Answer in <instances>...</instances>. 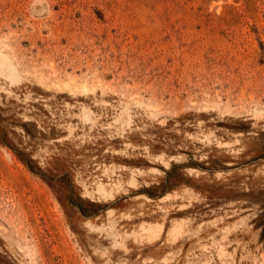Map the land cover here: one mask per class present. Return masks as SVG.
Returning <instances> with one entry per match:
<instances>
[{
  "label": "rangeland",
  "instance_id": "rangeland-1",
  "mask_svg": "<svg viewBox=\"0 0 264 264\" xmlns=\"http://www.w3.org/2000/svg\"><path fill=\"white\" fill-rule=\"evenodd\" d=\"M0 53V264H264V0H0Z\"/></svg>",
  "mask_w": 264,
  "mask_h": 264
},
{
  "label": "bare ground",
  "instance_id": "bare-ground-1",
  "mask_svg": "<svg viewBox=\"0 0 264 264\" xmlns=\"http://www.w3.org/2000/svg\"><path fill=\"white\" fill-rule=\"evenodd\" d=\"M0 71L4 75V77L8 79L11 83H14L15 81L18 80V74L15 68L10 64L8 58L1 53H0ZM158 158H160L161 160L160 159L158 160L155 159V160H157L165 168L169 166L168 160L162 159V156ZM152 169L155 171H159V169L156 167H152ZM141 171L142 170L139 168H130V176L126 180V184L128 187L133 188V189L138 188L137 176L142 173ZM107 184H109L110 187H106L104 183L98 182L96 185V188L93 191L85 189L83 196L97 197V199L103 200L105 202L113 201L115 199V193L119 192L123 188L122 181L120 179H117L116 181H112ZM124 192H127V191H124ZM112 211H113L112 209H108L107 214L110 215ZM162 226H163L162 223L159 224L157 227H154L152 225L140 224L139 229L141 231V237L146 235L148 240L152 242L153 240H155L156 236L159 235L160 232L162 231ZM173 230L176 231L175 229Z\"/></svg>",
  "mask_w": 264,
  "mask_h": 264
}]
</instances>
